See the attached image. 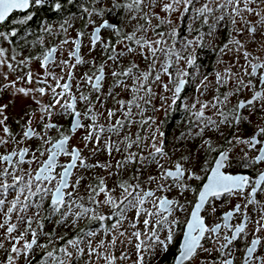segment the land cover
<instances>
[{
	"label": "snow or ice",
	"instance_id": "6c2138e0",
	"mask_svg": "<svg viewBox=\"0 0 264 264\" xmlns=\"http://www.w3.org/2000/svg\"><path fill=\"white\" fill-rule=\"evenodd\" d=\"M6 90L0 264H264V0H0Z\"/></svg>",
	"mask_w": 264,
	"mask_h": 264
},
{
	"label": "flooded vegetation",
	"instance_id": "af4514ba",
	"mask_svg": "<svg viewBox=\"0 0 264 264\" xmlns=\"http://www.w3.org/2000/svg\"><path fill=\"white\" fill-rule=\"evenodd\" d=\"M37 14L34 17V20L29 23L27 26H15L19 27L21 31L24 30V27H27L29 31L31 32V35L28 36L29 41H34L39 38L40 35H44L40 32V22L41 18L48 19L53 16V13L50 8H40V9H33ZM16 15V14H14ZM53 20L52 22H54ZM7 30V28H5ZM47 38V37H46ZM16 39V38H13ZM23 43V41H21ZM35 51V49H33ZM206 62L208 63L209 67L211 66V63L214 59L212 55H206L203 57ZM10 101H13L10 103ZM31 103V101L23 99L21 97L13 98L10 95L9 91H4L0 93V104H8L9 107L6 110V114L8 115V124L14 129L19 130V127L17 125V121H20L23 123V120L26 119L24 116V109L28 107V105ZM32 107H35V105H32ZM184 110L181 108H178L176 110H173L172 113L167 115V124L164 127V131L166 133V139L170 144H176L180 145L184 141L183 140H177L176 138L181 135L182 132L187 131V123L185 121V115L183 114ZM65 125H67V121H64ZM79 134V133H78ZM174 135V138L172 136ZM192 143L193 146V152L196 151L198 145L200 144V140L196 139L194 141H186ZM179 147V146H177ZM235 203V201H233ZM227 210V208L221 209L220 211ZM219 214V213H218ZM170 256L171 251L169 253H166L164 255L159 256L158 261L156 264H170Z\"/></svg>",
	"mask_w": 264,
	"mask_h": 264
},
{
	"label": "rangeland",
	"instance_id": "374dc122",
	"mask_svg": "<svg viewBox=\"0 0 264 264\" xmlns=\"http://www.w3.org/2000/svg\"><path fill=\"white\" fill-rule=\"evenodd\" d=\"M56 21H54L53 23H55ZM51 38H46L45 39V43H47L49 40H50ZM182 110H183V108L182 107H180ZM173 112V110L172 111H170L169 113H168V115L170 114V113H172ZM183 114H184V112H183ZM185 115V114H184ZM167 118V117H166ZM185 118V117H184ZM161 119H165V117H163V116H161ZM79 135V134H78ZM174 135L175 134H173V136H172V138H174ZM177 146H179L178 148H180V152H178L177 153V155H180L181 153H185L186 154V152H187V149L188 148H191L192 150H193V144L192 143H190V142H186V141H184L182 144H180V145H177ZM194 151V150H193ZM99 159L100 160H104L105 159V156L103 155V154H101L100 155V157H99ZM131 171V169H129V172Z\"/></svg>",
	"mask_w": 264,
	"mask_h": 264
},
{
	"label": "trees",
	"instance_id": "16d2710c",
	"mask_svg": "<svg viewBox=\"0 0 264 264\" xmlns=\"http://www.w3.org/2000/svg\"><path fill=\"white\" fill-rule=\"evenodd\" d=\"M71 10V9H70Z\"/></svg>",
	"mask_w": 264,
	"mask_h": 264
}]
</instances>
